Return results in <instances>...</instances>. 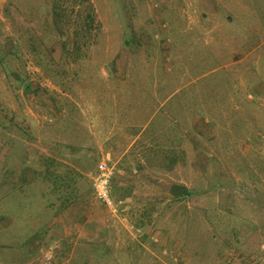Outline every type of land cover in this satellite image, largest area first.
<instances>
[{"label": "rangeland", "instance_id": "1", "mask_svg": "<svg viewBox=\"0 0 264 264\" xmlns=\"http://www.w3.org/2000/svg\"><path fill=\"white\" fill-rule=\"evenodd\" d=\"M91 1L0 0V264H264V0ZM126 146L164 210L95 197Z\"/></svg>", "mask_w": 264, "mask_h": 264}, {"label": "crops", "instance_id": "2", "mask_svg": "<svg viewBox=\"0 0 264 264\" xmlns=\"http://www.w3.org/2000/svg\"><path fill=\"white\" fill-rule=\"evenodd\" d=\"M126 147L127 148L122 151L123 153L121 152V156L117 158V166L115 165L116 171L112 180V188H115L116 186L118 187L119 194H117V196L120 197L119 199H122L118 201L122 202V204H127V207L131 209L132 215L135 214V216L138 217L140 215H138V213L145 210L147 206H153L150 210L151 212L156 211L159 206H162V210H164L166 201H170V192L172 188L170 176H166V172L157 173L151 168V164H149L151 161L149 153H146L145 156L143 155L144 151L141 149L134 152L133 150H130L131 146ZM100 150L102 154L103 148ZM57 159L59 160L58 157ZM68 164L71 165L72 168H75L73 167L75 165H72V163ZM73 171H75V169H73ZM150 199H152L151 203H149ZM154 204L159 205L156 207ZM84 208V213L90 212V214H84L82 221L69 219V221L63 224V233L67 237L89 240L99 236L100 232L97 231H101V235H103L104 230L113 225L114 222L106 227L98 223L95 225H88L91 220L98 219L96 218L97 213L96 211L91 210L90 206H84ZM76 209L75 203H72L68 206L67 212L75 213ZM124 210H126V208H124ZM57 222H59V219L52 221L50 224L53 226ZM123 226L125 227V225ZM39 239H41L40 236L38 237V244L40 245ZM35 250L37 252V248H35ZM31 263L39 264L35 258H31L26 264Z\"/></svg>", "mask_w": 264, "mask_h": 264}, {"label": "built area", "instance_id": "3", "mask_svg": "<svg viewBox=\"0 0 264 264\" xmlns=\"http://www.w3.org/2000/svg\"><path fill=\"white\" fill-rule=\"evenodd\" d=\"M115 167L103 160L98 167V173L93 177L95 197L102 202L110 212L116 213L122 202L116 201L112 196V180ZM113 213H111L113 215Z\"/></svg>", "mask_w": 264, "mask_h": 264}, {"label": "trees", "instance_id": "4", "mask_svg": "<svg viewBox=\"0 0 264 264\" xmlns=\"http://www.w3.org/2000/svg\"><path fill=\"white\" fill-rule=\"evenodd\" d=\"M90 1L89 5L91 6V8L93 9L92 12L90 11V16L89 17H86L83 21L85 22L86 26H77L76 27V30L77 31H88L87 33V36L89 37L90 34H92L93 29H94V23L96 22L97 20V16L94 14L95 13V9H94V6H93V3L91 0H88ZM62 15V14H61ZM59 24V22H58Z\"/></svg>", "mask_w": 264, "mask_h": 264}]
</instances>
